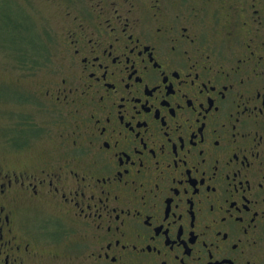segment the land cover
Instances as JSON below:
<instances>
[{
    "label": "flooded vegetation",
    "instance_id": "flooded-vegetation-1",
    "mask_svg": "<svg viewBox=\"0 0 264 264\" xmlns=\"http://www.w3.org/2000/svg\"><path fill=\"white\" fill-rule=\"evenodd\" d=\"M65 19L55 65L5 91L0 264H264V0Z\"/></svg>",
    "mask_w": 264,
    "mask_h": 264
},
{
    "label": "rangeland",
    "instance_id": "rangeland-1",
    "mask_svg": "<svg viewBox=\"0 0 264 264\" xmlns=\"http://www.w3.org/2000/svg\"><path fill=\"white\" fill-rule=\"evenodd\" d=\"M86 2L89 0H0V10L5 11L6 15L0 27V131L3 132L4 118H8L9 112L15 110L14 106L17 105L12 96L14 94H6L5 91L17 80L20 66L27 74L34 71L35 67L41 68L42 71L37 73L45 76L46 65L54 64L51 59L57 37H61L67 25L66 9L71 4ZM19 16L23 30L18 28ZM4 22H15L16 28H6ZM21 41L25 44L31 42V46H23ZM34 46L39 50H35ZM24 84L26 87H23L22 91L29 95L25 88L32 85L31 78H26ZM39 147L46 149L47 146H35ZM42 148L36 151L39 152ZM1 150V156H4L5 152Z\"/></svg>",
    "mask_w": 264,
    "mask_h": 264
}]
</instances>
